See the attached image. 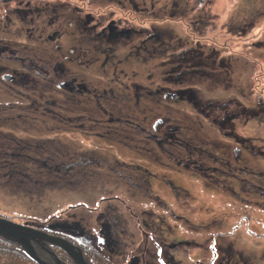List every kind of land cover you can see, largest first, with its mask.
Segmentation results:
<instances>
[{
  "label": "rangeland",
  "instance_id": "374dc122",
  "mask_svg": "<svg viewBox=\"0 0 264 264\" xmlns=\"http://www.w3.org/2000/svg\"><path fill=\"white\" fill-rule=\"evenodd\" d=\"M133 1V12L119 6L117 16L135 30L165 29L167 52L183 68V78L161 82L159 72L171 64L148 52H140L145 61L129 56L115 63L117 77L107 69L104 74L97 62L87 68L66 63L81 72L76 82L85 89L76 92L38 69L27 70L35 82L15 85L3 75L14 70L5 64L0 174L8 179L13 169L21 177L9 186L0 183V216L40 230L47 224L44 229L74 243L79 241L67 227L79 222L95 239L93 246L83 242L84 248L76 243L91 264H264V190L255 188L264 187V0ZM105 2L89 7L115 8ZM136 33L135 42L144 32ZM130 43L120 44L118 57ZM197 44L201 58L177 52ZM131 82L145 89L162 83L168 92L197 89L207 108L200 112L179 97L145 90L136 96L126 88ZM235 111L238 116L230 118ZM222 116L225 125L219 127ZM240 170L250 174L238 176ZM209 192L223 194L221 204L213 205ZM99 221L112 224L118 251L99 242ZM12 247L0 238V264H38ZM53 250L72 264L63 248ZM133 255L134 262L127 261Z\"/></svg>",
  "mask_w": 264,
  "mask_h": 264
},
{
  "label": "flooded vegetation",
  "instance_id": "af4514ba",
  "mask_svg": "<svg viewBox=\"0 0 264 264\" xmlns=\"http://www.w3.org/2000/svg\"><path fill=\"white\" fill-rule=\"evenodd\" d=\"M94 1L113 3L112 5L115 8L110 6L90 8L89 6ZM119 6L122 8L127 6L124 8L125 11L133 12L135 3L133 0H0V61L4 64L0 65V71L6 69L5 64H10L14 70L3 75L7 81L11 80L15 85H18L35 82L34 77L31 79L27 77V70H31L29 73H33V69L36 71L38 69V75L44 74V78L53 76L58 80L60 87L69 92H76L84 88L80 82H76L81 79L79 76L81 72L71 71L66 68V63H74L79 67L87 68L90 64L97 62L98 67L105 72L104 74L109 73L105 71L107 69L112 71L114 77H117L115 63L128 59L129 56L145 61L146 59L140 55V52H148L150 57L154 55L162 57L161 63H164L163 65L171 64L169 71L159 72L161 82L176 84L180 81L185 73L180 65H176L177 62L174 60V55H171L172 52H167L169 47L165 39L167 38V31L160 29V27H150V25L149 27L142 25L138 30H135L133 25L122 22L120 17L117 16ZM98 7H100V10ZM19 18L24 20L23 25L18 22ZM123 19L127 21V18ZM12 20L17 21V23L9 25ZM196 22H198V19H196ZM137 31L144 32V34L135 42L132 37L137 34ZM131 41L133 43L128 45L129 52L123 51L124 53L118 57L117 50L120 49V44L126 45ZM37 42L46 43L47 46L38 45ZM179 43L180 41H178ZM181 43L183 42L181 41ZM199 48L200 46L197 44L195 49L185 47L177 52L187 54L186 58L192 56L201 58V53L197 51ZM208 56L205 55V58H208ZM167 57H171L173 60L167 61ZM48 67H50V70ZM145 76L148 80L150 73L145 74ZM84 85L86 86V83ZM128 87L133 90L136 96L139 95L140 90H145L149 95H162L166 99L179 97V99H183L196 109L199 108L200 112H202L201 106L207 108V102L202 104V101H199L197 89L194 88L188 90L176 89L168 92L167 86L162 83L154 88L148 87L145 89L144 86L135 82L126 85V88ZM112 90L113 88L108 86L105 91L112 93ZM86 91L88 90L86 89ZM95 100H98L97 90ZM238 114V111L232 112L230 118H236ZM19 117L24 119L25 115L19 114ZM161 120L165 126L164 120ZM225 120L226 117L223 116L220 117L219 121L214 118L211 119L212 122L216 121L219 127L225 125ZM159 122L160 119L155 121V123ZM96 124H98L97 119ZM165 127L167 128V126ZM169 136L173 138V135ZM154 138L156 143L160 144L161 139ZM179 142L184 145L188 141L180 140ZM175 144L177 147L182 145L180 143ZM195 159H199V157ZM214 196L223 198V194L220 193L214 194ZM221 201L222 199L217 203L221 204ZM99 223L98 232L97 230L95 232L99 242L108 245L110 250L118 251L120 245L114 235L112 224L104 221H99ZM71 225L75 227L69 226L67 229L73 238L78 239L79 242L76 243H81L80 245L84 248L83 242L88 241V246H93L91 243L95 239L92 241V238L86 234L85 228L79 222ZM12 249L16 248L12 247ZM83 252L86 256V252ZM163 254L167 255L165 252ZM127 261L134 262V255L127 258Z\"/></svg>",
  "mask_w": 264,
  "mask_h": 264
},
{
  "label": "water",
  "instance_id": "95a60500",
  "mask_svg": "<svg viewBox=\"0 0 264 264\" xmlns=\"http://www.w3.org/2000/svg\"><path fill=\"white\" fill-rule=\"evenodd\" d=\"M0 238L26 250L38 264H69L57 256L53 246L63 248L74 264H90L81 249L70 241L3 216H0ZM35 245L42 248L50 258L39 256L34 250Z\"/></svg>",
  "mask_w": 264,
  "mask_h": 264
},
{
  "label": "clouds",
  "instance_id": "9594fccd",
  "mask_svg": "<svg viewBox=\"0 0 264 264\" xmlns=\"http://www.w3.org/2000/svg\"><path fill=\"white\" fill-rule=\"evenodd\" d=\"M240 172V174H238V176H241V177H243V175H245V174H247V173H249L250 174V172H248L247 170L246 171H239ZM252 173H254V172H252ZM255 174V173H254ZM243 180V179H242ZM213 183H215L216 184V182L214 181ZM214 185V184H213ZM240 186V185H239ZM255 188L256 189H259V190H261V191H263L264 190V187H261V186H259V185H255ZM238 189V188H237ZM231 190L233 191L234 189L231 187ZM235 191V190H234ZM241 200H243V199H241ZM82 206L84 205V204H81ZM84 206H86V205H84ZM86 208H89V206H86ZM24 224V223H23ZM26 224V223H25ZM29 226H32V227H35L34 225H29ZM38 228V227H37ZM40 229V228H39ZM41 230H43V231H45V232H47V233H49V234H51V235H55V236H59V237H62V238H64V239H66V237H63V236H61V235H56V234H53V233H51V232H49V230H46V229H44V227L43 226H41ZM66 240H68V239H66ZM6 241V240H5ZM68 241H70L71 243H73L74 245H76V246H78L76 243H74L73 241H71V240H68ZM8 242V241H7ZM10 243V242H9ZM12 244V243H11ZM13 245V244H12ZM13 247L14 248H16V246H14L13 245ZM79 247V246H78ZM80 249H81V251L83 252V251H85L86 252V249H82L81 247H79ZM21 249V248H20ZM207 249V256L209 257V254H210V250L208 249V248H206ZM214 251V250H213ZM164 252V251H163ZM215 252V251H214ZM57 253V252H56ZM58 255V254H57ZM83 255L85 256V254H84V252H83ZM207 256H206V258H207ZM69 257V256H68ZM165 257L167 258V260L169 261V259H168V256L167 255H165ZM85 258H86V256H85ZM69 259L71 260V258L69 257ZM86 260L91 264V262L86 258ZM64 261V260H63ZM72 261V260H71ZM64 262H66V261H64ZM66 263H68V262H66ZM70 264V263H69ZM72 264H74L73 263V261H72Z\"/></svg>",
  "mask_w": 264,
  "mask_h": 264
},
{
  "label": "trees",
  "instance_id": "16d2710c",
  "mask_svg": "<svg viewBox=\"0 0 264 264\" xmlns=\"http://www.w3.org/2000/svg\"><path fill=\"white\" fill-rule=\"evenodd\" d=\"M2 161H0V167H4L5 166V164H3V163H1ZM11 172V173H10ZM10 172H8V174H7V176L9 177L8 179L5 177V175L4 174H0V178H1V180H0V183L1 184H3V185H5V186H9V185H11L10 184V180H12V178L13 179H15L16 180V177H21V174L20 173H16V171H13V169H11V171ZM15 177V178H14ZM48 184H50L51 185V182L50 181H46ZM234 190H236L234 187H232ZM14 190V189H13ZM16 191H18L19 190V187H16V189H15ZM47 224H44V228H46L45 226H46ZM50 226V225H49ZM47 229V228H46ZM146 251H147V253L149 252L147 249H146Z\"/></svg>",
  "mask_w": 264,
  "mask_h": 264
},
{
  "label": "bare ground",
  "instance_id": "6f19581e",
  "mask_svg": "<svg viewBox=\"0 0 264 264\" xmlns=\"http://www.w3.org/2000/svg\"><path fill=\"white\" fill-rule=\"evenodd\" d=\"M212 194V197H210L209 199L212 201V204L213 205H216V204H218L217 203V201H219V200H221L222 198L221 197H215L214 196V194L213 193H211ZM211 205V204H210ZM217 209V208H216ZM36 246V245H35ZM20 248V247H19ZM21 251H23L27 256H29L31 259H32V257L29 255V254H27V251L26 250H24V249H20ZM34 250H36V252H37V254L40 256H42V257H44V258H50L49 256H48V254L42 249V248H40L39 246H36L35 248H34ZM32 260H34V259H32ZM35 261V260H34Z\"/></svg>",
  "mask_w": 264,
  "mask_h": 264
}]
</instances>
